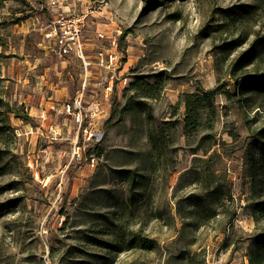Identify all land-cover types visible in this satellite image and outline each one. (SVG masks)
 <instances>
[{
    "label": "rangeland",
    "instance_id": "1",
    "mask_svg": "<svg viewBox=\"0 0 264 264\" xmlns=\"http://www.w3.org/2000/svg\"><path fill=\"white\" fill-rule=\"evenodd\" d=\"M0 131V264H264V0H0Z\"/></svg>",
    "mask_w": 264,
    "mask_h": 264
},
{
    "label": "built area",
    "instance_id": "2",
    "mask_svg": "<svg viewBox=\"0 0 264 264\" xmlns=\"http://www.w3.org/2000/svg\"><path fill=\"white\" fill-rule=\"evenodd\" d=\"M94 13V10H90L84 15L74 16L71 15L67 18H61L57 22L55 21V27L53 32L50 33L49 37L58 36L59 37V51L61 57L69 56L70 54H74L79 58L84 66V70L88 72L90 68L96 69L97 71H102L105 73L112 74L111 79H109L108 83H104V96L108 99L110 98V93L113 91V83L114 76L117 71V57L116 55H110L105 50L100 49L96 53L95 58L91 60L88 55L84 45L83 39V25L85 20ZM113 49H116V40L112 43ZM85 90L80 91L77 94V99L74 101L72 105L67 106L66 112L72 115L73 120L76 125L79 127V133H82L83 139L88 140L92 137V128L90 127V123L88 126H84L85 122ZM97 113L98 111L95 110ZM60 136V128L55 125L51 127L48 139L50 142H56L58 137ZM78 144H76L77 146ZM80 147L76 148L79 149ZM90 165L92 167L96 164V158L92 157L90 160Z\"/></svg>",
    "mask_w": 264,
    "mask_h": 264
},
{
    "label": "crops",
    "instance_id": "3",
    "mask_svg": "<svg viewBox=\"0 0 264 264\" xmlns=\"http://www.w3.org/2000/svg\"><path fill=\"white\" fill-rule=\"evenodd\" d=\"M61 59V58H60ZM71 61H77L75 58H67L65 60H61L60 61V67H61V71L58 72L59 75H61L62 70L64 69L65 66H67ZM97 83L93 85V90L91 91L92 94H97L96 92H98V88H97ZM78 92V91H77ZM68 96V93L65 91V89H61L60 91L57 92V97L58 99H63L65 97ZM53 108V107H50ZM46 111L43 110V117L46 115L45 113ZM59 113L62 112L61 108L58 110ZM67 122V119H64V124Z\"/></svg>",
    "mask_w": 264,
    "mask_h": 264
},
{
    "label": "trees",
    "instance_id": "4",
    "mask_svg": "<svg viewBox=\"0 0 264 264\" xmlns=\"http://www.w3.org/2000/svg\"><path fill=\"white\" fill-rule=\"evenodd\" d=\"M0 133H1V131H0ZM3 190H2V188H0V191H3ZM13 203H16V202L14 201ZM1 211H2V209H0V215H2V212Z\"/></svg>",
    "mask_w": 264,
    "mask_h": 264
}]
</instances>
